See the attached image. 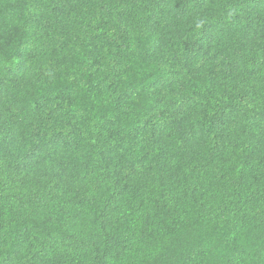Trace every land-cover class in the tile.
<instances>
[{
    "label": "trees",
    "instance_id": "1",
    "mask_svg": "<svg viewBox=\"0 0 264 264\" xmlns=\"http://www.w3.org/2000/svg\"><path fill=\"white\" fill-rule=\"evenodd\" d=\"M0 264H264V0H0Z\"/></svg>",
    "mask_w": 264,
    "mask_h": 264
}]
</instances>
